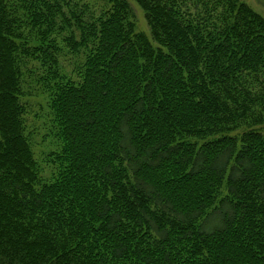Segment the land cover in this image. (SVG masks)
<instances>
[{
	"label": "trees",
	"instance_id": "16d2710c",
	"mask_svg": "<svg viewBox=\"0 0 264 264\" xmlns=\"http://www.w3.org/2000/svg\"><path fill=\"white\" fill-rule=\"evenodd\" d=\"M104 1L0 0V264H264V17L133 0L149 37L128 0ZM32 61L52 181L26 124Z\"/></svg>",
	"mask_w": 264,
	"mask_h": 264
},
{
	"label": "rangeland",
	"instance_id": "374dc122",
	"mask_svg": "<svg viewBox=\"0 0 264 264\" xmlns=\"http://www.w3.org/2000/svg\"><path fill=\"white\" fill-rule=\"evenodd\" d=\"M135 13V21L137 29L147 36H150V30L145 18L143 10L134 3L133 0H128ZM247 3L253 10L264 17V2L260 0H242ZM89 3L95 13H99L102 9L108 8V4L104 0H85ZM84 60V55L68 54L62 58L61 62L69 76L74 75L73 70L77 68ZM24 79L26 82L24 93L28 97L29 106L26 114V124L31 139L35 156L42 169V179L52 181L57 164L55 157L61 149V141L57 134V129L53 123L52 115L44 94L42 76L45 75L44 69L37 61H32L24 66ZM45 87V86H44ZM226 187L221 191V197L226 194Z\"/></svg>",
	"mask_w": 264,
	"mask_h": 264
}]
</instances>
